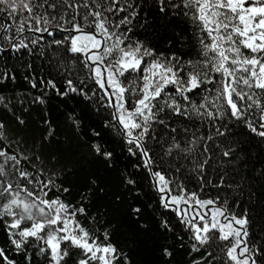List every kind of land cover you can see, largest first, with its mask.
I'll list each match as a JSON object with an SVG mask.
<instances>
[{
    "label": "trees",
    "instance_id": "16d2710c",
    "mask_svg": "<svg viewBox=\"0 0 264 264\" xmlns=\"http://www.w3.org/2000/svg\"><path fill=\"white\" fill-rule=\"evenodd\" d=\"M85 2L92 7V0H47V3L33 0L35 6L31 14L21 10L8 16L6 11H0V25L4 26L0 28V123L4 125L0 129L3 133L0 149L16 155L20 159L18 167L38 180L53 181L49 186L51 191L44 189L48 192L45 199H59L71 206L69 211L84 209L83 214L77 212L75 220L97 244L116 249L118 259H113L112 264H235L227 256L231 239H217L220 233L216 230L209 233L211 239L204 245L193 238V226L202 227L205 221L211 220V216L204 221L195 220L197 213L209 214L217 207L225 209V215L217 217L221 224H227L232 216L247 219L244 226L248 233L247 246L253 250L256 264H264V138L251 132L243 120L225 117L215 121V127L221 131L227 128L224 136H215L212 122H200L195 118L184 120L161 113L177 132L173 134L164 125L153 123L143 141L148 150L145 157L135 143H128L141 129H131V137L126 135V130L122 131L123 125L116 118L117 108L109 106L116 104L115 96L109 101L105 90L96 84L86 67L85 55L70 51L72 38L81 33L72 30V23L66 21L79 13L76 21L82 22V16L89 11L83 7ZM171 3L178 4L180 0H171ZM50 4L55 8L49 7ZM165 5V10L160 11L158 0H127L126 12L105 13L113 21L126 15L131 20L117 33H123L122 39L126 37L121 47L127 50L139 43L143 45L141 51L153 52V56L144 58L141 70L155 59L167 63L170 57H177L180 64L204 59L200 55L199 38L206 37V33L200 32L192 20V10L183 6L172 8L168 0ZM4 7L0 4V9ZM92 10L103 11L94 7ZM133 11L135 16L131 15ZM186 11L189 12L187 16L184 15ZM37 15L47 16L48 22L25 19ZM21 26L23 31H17ZM37 28L48 31H36ZM84 32L93 33L95 28L84 27ZM21 41L27 47H19ZM205 42L210 41L205 39ZM95 51L98 50L92 49L88 55ZM118 57L119 53L114 52L104 63ZM87 63L95 67L90 60ZM141 74L125 72L117 76L130 89L124 94L130 110L142 85ZM180 76L184 77L185 73L181 72ZM206 88L213 89L214 85H202L187 95L199 105L204 97L212 99L215 95L214 91H205ZM166 91L180 100L172 85ZM254 91L260 94V90ZM261 99L264 101V96ZM252 119L258 126L256 118ZM183 127L205 137L211 133L214 140L197 142L190 155L177 156L175 150L166 155L173 135L182 147L185 139L191 138V132L181 131ZM152 135L155 139L149 138ZM205 143L206 156L202 155ZM229 148L235 151L229 157L223 156V151ZM149 157L151 163L146 165ZM208 157V164L201 172L197 165ZM155 172L170 181L163 192L159 190L163 184L153 175ZM28 187L33 188L32 185ZM34 190L38 192V187ZM192 192L202 201L211 199L216 203L201 208L194 201L171 202L173 196L180 194L187 198ZM24 197L21 193V198ZM4 202L0 198V205ZM165 203L168 207H164ZM11 219L9 216L0 218V249L7 257V261L0 257V264L9 261L12 264H53L48 253H39L41 247L47 248L43 240L29 237L21 248L11 242L21 239L10 236V232L18 231L7 227L6 222ZM30 223L23 221L21 228ZM193 245L199 250H193ZM60 247L63 249L66 243L61 242ZM165 250L171 255H166ZM85 258L81 249L70 247L69 255L61 264H78ZM89 264L103 262L95 260Z\"/></svg>",
    "mask_w": 264,
    "mask_h": 264
},
{
    "label": "snow or ice",
    "instance_id": "6c2138e0",
    "mask_svg": "<svg viewBox=\"0 0 264 264\" xmlns=\"http://www.w3.org/2000/svg\"><path fill=\"white\" fill-rule=\"evenodd\" d=\"M44 2L47 3V0ZM158 2L161 5L160 11H164L165 0H158ZM125 3L127 0H103L102 3L99 0H92V7L102 8L103 11H100L92 10V7L85 2L83 7L89 8V11L82 16V22L76 21V15H79L77 13L66 23H72V30L81 33L80 36L72 38L70 51L83 53L86 57L85 65L89 68L96 84L105 90L109 101L115 96L116 104L110 103L109 106L117 108L119 115L116 118L123 125L122 131L126 130V135L131 137V129H141L136 137L128 140V143H135L141 153L147 157L148 150L144 147L143 141L152 129L153 123L164 125L166 129L175 134L177 129L170 127V121H166L161 113L184 120L195 118L200 122L205 120L212 122L215 136H224L227 131L226 127L224 131L215 127V121L223 120L225 117L243 120L251 132L264 138V130H261L264 129V101L261 99V96H264V0H180L178 4L168 0V4L172 8L183 6L192 10V20L197 23L200 32L206 33V37L199 38L200 55L204 59L198 62L187 61L185 64H180L177 57H170L167 63L155 59L147 63L143 70H141V64L144 63V58L153 56V52L149 49L141 51L143 45L139 43L135 48L126 50L125 47H121L126 37L122 39L123 33L117 34L122 25L126 26L131 23L129 16L126 15L118 21H113L105 15V13L118 15L121 12H126ZM0 4L5 6L0 11H6L8 16H14L21 10L31 14L35 6L33 0H0ZM68 6L74 7L71 4ZM49 7L55 8V5L50 4ZM75 7H80V5H75ZM128 7L130 8L131 4H128ZM131 15L135 16V11ZM184 15H189V12L186 11ZM89 17H92L91 21H89ZM25 19H35L37 23L41 20L44 23L48 22L47 16H29ZM88 26H94L95 32L85 33L84 27ZM2 27L4 26L0 25V28ZM17 31L22 32L23 27L21 26ZM36 31L48 30L37 28ZM205 39L210 42L206 43ZM13 47L17 46L13 45ZM19 47H27V45L21 41ZM92 49L98 51L88 55ZM101 49L102 51H99ZM114 52L119 53V57L105 64V59L112 56ZM89 60L95 67L87 63ZM173 60L176 61V64L172 63ZM189 67L192 68V71H186ZM125 72H142L140 76L142 85L136 93L137 98L132 101L134 107L131 110L126 107L129 101L124 95L130 89L117 78L118 75L122 76ZM181 72L185 73L184 77L180 76ZM210 73L216 75H210ZM68 84L71 86L72 81L69 80ZM208 84L214 85V88H206L205 91H214V97L212 99L204 97L202 102L197 105L187 93H192L202 85ZM169 85L173 86V90L180 100H177L170 91H166ZM133 87H135L134 84ZM254 89L260 90V94L258 95ZM72 90L75 91L74 88ZM253 109L255 111H251ZM252 117L256 118L258 126L253 123ZM3 127L4 125L0 123V129ZM181 131L185 134L191 132V138L185 139V146L182 147L181 142L176 139V135H173L172 143L166 149V155H171L174 150L177 156L190 155L193 151L192 146L197 142L214 140L213 134L210 133L207 137L197 135L189 127H183ZM0 138H3L2 132H0ZM149 138L155 139V136L152 135ZM234 151L233 148H229L222 154L229 157ZM207 152L208 147L205 143L202 155L206 156ZM0 158H3L0 160V198L5 200L0 205V218L4 216L12 218L11 222L6 223L9 229H18L17 232H10V236L21 238L11 241L17 248H21L27 238L31 237L44 241L47 248L41 247L39 253H48L53 264H61V261L69 255L70 247L81 249L86 257L79 260L78 264H89V261L95 260H100L103 264H112L113 259H118L114 247L97 244L90 233L75 220L77 212L84 213L83 208H72L69 211L71 206L64 204L59 199H45L48 192L44 189L47 188L51 191L49 186L53 183L52 180L40 181L31 173L22 170L18 167L20 159L16 155H9L5 150L0 149ZM24 159L27 158L24 157ZM209 159L210 157L205 158L197 165L201 172L208 164ZM10 161L11 164H9ZM150 163L151 158L149 157L145 164ZM153 175L163 184L159 190L165 191L170 181L166 180L165 176L159 172H155ZM21 181H25V183L21 184ZM29 185H32L33 188H29ZM37 187L38 192L34 190ZM168 191L170 192L171 189ZM180 191L182 192L183 189L181 188ZM21 193L25 194L24 198H21ZM189 201H194L201 208L216 203L211 199L200 200L195 192L188 194L187 198L180 194L171 197V202L174 204L181 202L187 204ZM164 207H168V204L165 203ZM210 211L211 220L205 221L202 227L193 226L194 240L200 245H204L211 239L209 233L216 230L220 233L217 239L232 240V245L227 250V256L231 261H234L235 264H250V262L256 264L253 250L246 243L248 233L244 226L247 224V219L232 216L227 224H221L217 217H223L225 209L217 207ZM197 215L200 220H205L204 215L199 213ZM23 221L31 223L29 226L21 228ZM186 223H191V221H186ZM233 224L239 227H234ZM61 242L66 243V247L63 249L60 247ZM237 249H239V253H237ZM193 250L198 251L199 248L193 245ZM98 253L101 255H97ZM165 254L171 255L167 250H165ZM0 257L7 261L3 249H0ZM241 257L244 258L241 259ZM8 264H12V262L9 261Z\"/></svg>",
    "mask_w": 264,
    "mask_h": 264
},
{
    "label": "rangeland",
    "instance_id": "374dc122",
    "mask_svg": "<svg viewBox=\"0 0 264 264\" xmlns=\"http://www.w3.org/2000/svg\"><path fill=\"white\" fill-rule=\"evenodd\" d=\"M196 209H197V207H196ZM202 212L203 211H201V215H202ZM210 212V211H209ZM203 215L205 216V219H207V218H209L210 216H211V212L209 213V214H206V213H203ZM198 218H199V216L197 215V217H196V219L195 220H198Z\"/></svg>",
    "mask_w": 264,
    "mask_h": 264
},
{
    "label": "water",
    "instance_id": "95a60500",
    "mask_svg": "<svg viewBox=\"0 0 264 264\" xmlns=\"http://www.w3.org/2000/svg\"><path fill=\"white\" fill-rule=\"evenodd\" d=\"M113 102H114V99H113Z\"/></svg>",
    "mask_w": 264,
    "mask_h": 264
}]
</instances>
